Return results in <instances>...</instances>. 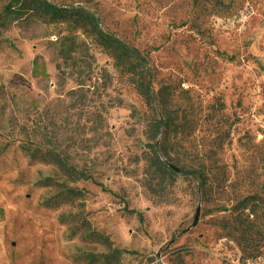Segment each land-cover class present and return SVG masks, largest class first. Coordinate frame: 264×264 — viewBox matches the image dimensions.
<instances>
[{
	"label": "rangeland",
	"instance_id": "1",
	"mask_svg": "<svg viewBox=\"0 0 264 264\" xmlns=\"http://www.w3.org/2000/svg\"><path fill=\"white\" fill-rule=\"evenodd\" d=\"M48 1L92 13L142 59L156 97L169 89L183 168L173 184L148 174L156 114L135 90L136 58L83 25L14 21L0 0V264H103L90 231L129 252L122 264H264V250L241 261L221 226L237 200L264 194V0ZM29 145L62 151L94 182H65ZM48 178L85 198L46 209Z\"/></svg>",
	"mask_w": 264,
	"mask_h": 264
},
{
	"label": "trees",
	"instance_id": "2",
	"mask_svg": "<svg viewBox=\"0 0 264 264\" xmlns=\"http://www.w3.org/2000/svg\"><path fill=\"white\" fill-rule=\"evenodd\" d=\"M4 10L6 15L12 17L14 21L31 14L38 20L47 23L83 25L90 36L103 48L137 59L138 55L128 44L105 33L96 16L84 8L68 9L55 5L48 0H6ZM140 65H142V59L140 58L137 59V63L129 65L131 67L129 71L133 72L134 76L132 81L136 92L156 114L155 120L149 124L146 131L150 149L146 157L148 174L153 178H158L161 184H173L179 170L183 168L182 163L175 156V146L183 132L180 125V116L177 111L166 103L170 96L169 89H163L159 97H156L147 82V78L140 73ZM25 150L32 161L54 168L65 182L72 184L87 181L94 182L93 177L88 172L78 169L62 151L55 148L43 149L38 145H29ZM197 178L203 191H205L209 184L208 176L197 173ZM65 182L60 184L54 179L48 178L38 183L39 186L52 189L56 193L53 199L46 200L43 203L46 209H57L85 198V191L67 187ZM151 188H153L152 185ZM227 212L229 216L222 220L221 226L225 238L235 243L239 248L241 261L255 262L261 259L264 250V194L255 193L242 197ZM137 215L141 217L140 214ZM87 237L97 240L109 249V254L102 261L103 264H122V257L129 254L128 251L115 248L109 237L96 231H90L87 233ZM87 258L93 263L97 261V257L92 255ZM178 264L187 263L181 259Z\"/></svg>",
	"mask_w": 264,
	"mask_h": 264
}]
</instances>
